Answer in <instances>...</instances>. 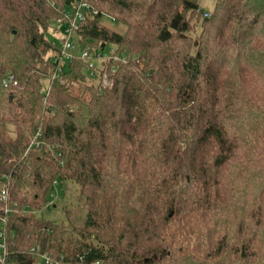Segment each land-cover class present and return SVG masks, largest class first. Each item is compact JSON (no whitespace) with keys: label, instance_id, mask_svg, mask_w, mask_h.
<instances>
[{"label":"trees","instance_id":"obj_1","mask_svg":"<svg viewBox=\"0 0 264 264\" xmlns=\"http://www.w3.org/2000/svg\"><path fill=\"white\" fill-rule=\"evenodd\" d=\"M4 180L3 264H264V0H0Z\"/></svg>","mask_w":264,"mask_h":264},{"label":"rangeland","instance_id":"obj_2","mask_svg":"<svg viewBox=\"0 0 264 264\" xmlns=\"http://www.w3.org/2000/svg\"><path fill=\"white\" fill-rule=\"evenodd\" d=\"M200 4L201 7L206 12H209L214 8L215 0H200ZM106 24L110 26L108 22H106ZM114 28L120 32L123 31V28L119 25L114 26ZM196 30L198 31L199 28L197 27ZM194 33L192 34V36H194ZM60 36H61L60 34L54 35L53 40L59 43ZM66 53L68 55L73 52L69 50ZM85 73L87 74V71H85ZM10 132H11V136H13V127H10ZM77 191H78L77 186L74 185L73 183H66L62 186V188H59V184H58L57 186H55L54 191L50 196L51 208L50 209L43 208L42 210L39 211H33V213L38 219L42 221H50L54 224H60L61 222L65 221L64 215L61 212L62 207L66 204L69 205L75 203ZM36 260H37V264H42L40 258H37Z\"/></svg>","mask_w":264,"mask_h":264},{"label":"built area","instance_id":"obj_3","mask_svg":"<svg viewBox=\"0 0 264 264\" xmlns=\"http://www.w3.org/2000/svg\"><path fill=\"white\" fill-rule=\"evenodd\" d=\"M80 17V15H79ZM62 49L67 52V51H72L74 49V46L72 44V42H70L69 40H64L62 43ZM83 57H86V53L84 52L82 54ZM92 65L89 66V68L91 69ZM90 76H93V72H90ZM8 196H9V189H8V183L4 181H2L0 183V202L6 204L8 201ZM5 212H8L7 207H5ZM0 238H1V234H0ZM6 256V249H5V244L3 242L0 243V264L4 263V258ZM40 260L43 261L44 264H49V259L48 257H46L45 255H39Z\"/></svg>","mask_w":264,"mask_h":264},{"label":"water","instance_id":"obj_4","mask_svg":"<svg viewBox=\"0 0 264 264\" xmlns=\"http://www.w3.org/2000/svg\"><path fill=\"white\" fill-rule=\"evenodd\" d=\"M14 34H15V32H14Z\"/></svg>","mask_w":264,"mask_h":264}]
</instances>
